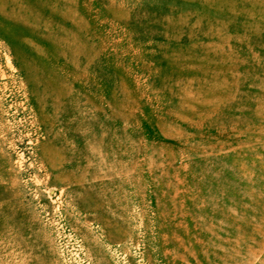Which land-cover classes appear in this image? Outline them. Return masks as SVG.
<instances>
[{
    "label": "rangeland",
    "instance_id": "obj_1",
    "mask_svg": "<svg viewBox=\"0 0 264 264\" xmlns=\"http://www.w3.org/2000/svg\"><path fill=\"white\" fill-rule=\"evenodd\" d=\"M0 264H264V0H0Z\"/></svg>",
    "mask_w": 264,
    "mask_h": 264
}]
</instances>
